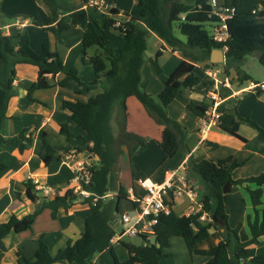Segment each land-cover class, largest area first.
Listing matches in <instances>:
<instances>
[{
    "label": "trees",
    "instance_id": "16d2710c",
    "mask_svg": "<svg viewBox=\"0 0 264 264\" xmlns=\"http://www.w3.org/2000/svg\"><path fill=\"white\" fill-rule=\"evenodd\" d=\"M90 0H82L83 7L69 13H60L51 0H43L49 10V19L55 25L43 29L52 32H62L84 26L82 35V59L91 65L94 77L90 81L81 80L75 67L65 68V65L56 51L50 49L48 37L45 36L39 50L31 47L27 33L7 35L0 25V129L5 118L8 103L16 90L13 80L16 75L17 64H31L37 67L36 80L28 88L27 98L31 97L35 89L47 88L48 77L63 73L64 76L57 83L64 86L66 81L73 80L79 85L77 93L91 91L95 94L87 100L62 99L61 107L66 110L72 121L83 131V134H73L66 123L60 124V133L66 136L67 145H51L46 139V132L39 130L41 140L39 157L45 166L57 162L62 157L59 153L71 150L83 152L89 158L97 156L89 167L91 176L83 188L97 194H105L110 190L116 191L113 198L92 202L91 198L84 199L89 205V213L84 217V231L75 240H68L65 247L59 249L54 256L49 253L48 247L40 236L32 257H26L17 251L18 264H157L167 256L164 250L169 247L171 237L183 238L189 251L196 243L206 239L211 229L218 230L219 241L214 254L202 264H264V253L249 257L251 246L259 243L264 235V207L262 206V188L264 173L246 178L231 179V171L243 164L231 156L216 160L202 158L197 160L190 153L187 144L188 131L180 122L171 117L167 106L178 93L185 90L199 93L200 98H189L186 104L188 111L202 117L210 103L206 98L211 85L202 79L196 71L195 63L203 62L204 68L222 65L225 74L230 76V69L235 75L231 81L237 85L251 80V77L240 70L242 59L248 54H256L259 63L264 69V0H216L218 6L233 9L232 14L224 23L228 37L224 42L213 40L205 23L212 25L218 18L212 15L211 0H137L141 11L130 14L121 11L115 6V0H106L110 7L103 13L101 21L89 19L86 7ZM1 12V10H0ZM128 17L127 20L125 18ZM211 27V26H210ZM177 30L185 39L177 37ZM154 34L172 50L179 51L183 59L176 67L162 79L163 87L154 98L144 89L142 79L143 54L147 48L148 37ZM124 41L118 54L108 46L111 40ZM227 49L224 51L223 63L210 62V53L213 49ZM94 48L93 54L88 49ZM161 51L155 53L151 60L155 72L159 75L162 70L158 64ZM256 92L255 96H258ZM136 98L147 115L162 127L158 146L164 159H171L175 155L184 158L189 154L185 170L189 178L197 180L202 188H197L198 200L201 208L190 214L178 215L172 212L169 215H159L154 225V234L158 246L146 239V244L139 246L131 243H121L127 256L123 259L117 255L115 245L110 238L115 235L114 220L118 212V203L127 199L123 186L116 188L113 181V170L121 154L112 149L114 135L111 130V114L117 107L116 124L119 130L120 144L127 147V156L130 162L131 178L137 181L145 178L146 174L134 163L132 156L143 151L148 140L142 135L126 129V100ZM221 112L218 126L222 131L233 135L242 141L245 139L238 134L240 124L245 123L264 136V129L248 115L241 117L234 109L219 106ZM2 138L0 134V139ZM15 142L22 152L32 140V131L23 128L14 136L8 138ZM201 146L206 150H215L216 142L203 140ZM162 160V161H163ZM7 168V164L0 161V174ZM229 180L233 185L255 183L256 188L246 187L255 217L247 218L250 237L245 241L239 239L238 231L241 223L230 227L227 223V214L224 206L225 193L222 191L224 183ZM156 181V180H155ZM160 181V180H157ZM136 189V186H134ZM37 190L29 180L25 182V195L35 201ZM78 194L72 188L52 198L43 197L40 207L20 217L11 213L0 221V238L9 233H20L31 228L35 217L42 209H49L51 216L56 218L59 210L65 212L70 208ZM260 211V216H259ZM205 214V220L200 216Z\"/></svg>",
    "mask_w": 264,
    "mask_h": 264
},
{
    "label": "crops",
    "instance_id": "0c3cea01",
    "mask_svg": "<svg viewBox=\"0 0 264 264\" xmlns=\"http://www.w3.org/2000/svg\"><path fill=\"white\" fill-rule=\"evenodd\" d=\"M39 1H41L40 3L45 8L44 11L46 16L44 21L38 22L33 20L36 25L32 26V28H29L31 23L29 18L26 16H23L21 20H18V18L14 17V19L9 21H3L0 18V25L3 32L7 35H12L15 33H27L31 46L33 43L31 38H33V36L35 37L36 35L37 38L35 40V47H32L38 50L43 38L47 36L50 49L58 53L66 69L73 66L78 70L81 80H92L94 77L93 68L91 65L85 63L82 59L81 40L84 32V26H77L74 29H69L62 32L45 31L43 29L44 27L55 25V23L49 19V10L43 3V0ZM53 1L58 2L57 4L54 3L58 11L65 14L84 6L82 0ZM127 1H131V7H122L121 4H123V0H115L114 3L115 6H117L121 11H126L133 15H136L141 11V6L137 4V0ZM127 1L124 2V4H126ZM89 7L94 9V12H92L93 15H90L88 12ZM86 10L89 14V19H95L99 22L101 21L103 13L100 9L89 5L86 7ZM153 36L155 39H157L158 43H160L161 48L158 49V51H161L160 56H162V52L164 53L167 51V47L171 51L172 55L168 57L164 63V65L166 64L167 67L171 66L167 72V74H169L183 59V57L179 51L172 50L171 47L166 45L156 35L153 34ZM123 44L124 41L117 39L114 41H109L107 45L110 46L116 54H118V51L123 46ZM87 52L88 54L90 53L89 51ZM195 66L196 71H198L202 79L208 84L212 85L213 79L203 71L204 63L198 62L195 63ZM215 67L222 68V65H217ZM15 69L16 75L13 80V85L15 87L16 93L11 97L8 103L5 118L2 121L0 129V134L2 136L0 139V161L7 164V168L0 174V221L6 219L11 213H14L16 216L20 217L26 213H30L38 209L43 197L52 198L56 194L63 193L67 188L73 187L74 189L76 182L74 180L75 174L73 163L76 161H92L98 159L97 156L89 158V156L83 152L74 153L72 160L66 159L65 155L68 152L63 153L62 148L63 146L67 145L66 136L60 133V124L66 123L69 130L72 131L73 134H83V131L72 121L70 114L66 110L62 109L61 100L64 98L87 100L95 93L91 91L77 93V90H79V85L73 80H68L64 86H59L57 82L62 79L64 74L58 73L55 76L48 77L49 86L47 88L35 89L32 91L31 97L36 99V101H32L26 96L28 93V88L37 78V67L31 64H17ZM233 72L234 70L230 69V77L232 78ZM235 86H237V84L234 82L232 87L234 88ZM162 87L163 82L159 85L160 91ZM147 88L148 87L146 86V89ZM1 89L2 86L0 83V96ZM218 93L222 97L221 105L228 109L235 108L236 112L241 117L248 115L264 129V90L259 91L258 96H255L256 93H247L242 97H234L231 96L230 88L220 86ZM179 94L183 95L179 100V122L186 128L188 132L190 130L191 132H195L192 133V135H188L187 144L190 147V153L193 154V157L197 160H200L205 157V153L209 150H206L201 146L200 143H198L199 139L201 138L198 132L199 117L188 111L186 104L189 98H200L202 95L185 90L181 93H178L173 101L168 104V106L178 99L177 97ZM126 112V129L128 131L135 132L147 139H151L154 136L156 137V134L158 133L161 136L162 127L155 123V121L147 115L145 109L136 98H127ZM116 116L117 110H113L111 119L113 118L114 123H116L117 120ZM243 124L245 123H242V125L240 124L238 134L245 139L244 141L228 134L225 131H222L218 125L213 126L207 133L204 134V136H202L204 140L216 142L218 144V147L212 151H216L220 148V142H222V146L226 148V151L221 153L217 159L231 156L233 159H236L239 162L244 161L241 166L236 167L231 171L232 180L256 176L258 174L264 173V136L259 134L253 128V130H247L248 128L244 127ZM23 128H29L32 131V140L30 144L27 145L22 152H20L15 142L9 140L8 138L18 134ZM39 130H44L46 132V139L51 145L62 146L59 150V153H62L60 160L48 166H45L39 157V151L41 147V140L37 136ZM223 134L230 135L234 140H232L231 143L222 141L224 139V136L222 137ZM156 141L158 143V140ZM126 148L127 147L125 145H123V147L121 146L123 153H121L122 155L120 154L121 156L119 155V159H122L123 154L126 155L125 158L128 159ZM141 153L142 151L140 154ZM188 156L189 154H187L184 158H181V156L175 155L171 159H164L162 161V167H165L157 175V179H153L155 178L154 173H151L150 175H147L145 172L144 173L146 174V177H149L153 180H161L167 170L176 168L180 164L186 167L185 162ZM120 162L121 160L118 161L117 165L115 166V169L118 170L116 171V177L113 179L116 188L121 185L124 187L125 191H127L131 187L138 186L136 181L132 180L131 173L130 183L128 185L122 183ZM27 180L33 183L35 190L38 191L35 201L29 200L25 195V182ZM192 181L194 182L196 188H202L197 180L192 178ZM244 185L245 188H256L255 183H243L241 185H233L230 183V189L225 193L224 198V206L227 214L228 225L230 227H235L238 223H241L238 231L239 239L241 241H245L250 237L247 226V218L249 216L250 219L255 217L251 199L249 200V204L246 202V199L243 196L241 199L242 202L240 203L242 205L241 209L244 208V210H239V212L234 215L231 214V210H227L225 200L228 194L237 193L240 195V186L244 187ZM43 187H48L52 189V191L46 195L42 191ZM261 188L262 195L264 196V184L261 185ZM108 193H111L114 196L116 191ZM126 198L127 199L122 200L131 204L132 210L119 211L118 209L113 224V228L116 230V233L120 232L122 229V225L119 222L120 214L125 211H133V205L131 201L128 199V197ZM262 202L263 203L261 207H264V197ZM176 209L177 206L175 202L173 212L178 215L186 214L188 212V210L184 213V210L178 211ZM89 211L90 209L88 203L79 197L66 212L64 210H59L56 218L51 216L49 209H42L35 217L30 229L20 233L11 232L6 237L0 238V264H18L17 251L21 252L26 257H32L37 247V240L40 236L47 245L49 253L54 256L59 249L65 247L68 240H75L81 235V233L84 231V217L88 215ZM245 226L247 227L248 232L245 230ZM218 241V230L211 229L209 236L206 239L196 243L192 251H189L183 238L178 236L171 237L169 241V247L164 250V253L168 255L161 258L157 264H202L213 256ZM116 244L122 245L119 243V241H117L114 245L116 246ZM122 247L124 250L121 251V255L118 254V251L116 250L117 255L121 259L127 256V252L123 245ZM262 253H264V235L259 238V243L257 245L250 247L248 256L252 257ZM52 264L61 263L54 262Z\"/></svg>",
    "mask_w": 264,
    "mask_h": 264
},
{
    "label": "built area",
    "instance_id": "2783aa9c",
    "mask_svg": "<svg viewBox=\"0 0 264 264\" xmlns=\"http://www.w3.org/2000/svg\"><path fill=\"white\" fill-rule=\"evenodd\" d=\"M89 3L100 9L102 13L110 7L106 0H90ZM210 3L212 15L218 18L210 25L211 36L217 42H224L228 37L224 21L232 14L233 9L218 6L216 0H211ZM127 19L128 17L125 18V20ZM226 49L227 47L224 45L220 50L224 53ZM203 71L213 79V83L206 96L210 105L204 112V115L198 119V132L201 136L198 143L204 140L202 136L205 133L213 126L218 125L221 115L218 108L222 103V97L218 93L220 86L230 88L231 96L234 97H242L247 93H256L264 90V81L257 82L252 80H248L246 84L243 83L233 88L231 77L224 73L223 68L215 66L206 67ZM74 153L77 152L71 150L65 155V158L72 160ZM90 166L91 161H76L73 163L74 180L76 182L73 191L78 194L79 198H91L92 202H96L99 199L106 200L113 198L111 193L97 194L82 187L83 184L89 182L91 176ZM179 168H182L183 171H179ZM136 183L138 185L136 189L131 187L126 191L127 197L133 205V211H125L120 214L119 222L122 225V229L110 238V242L113 244L119 241L120 236L123 234L129 236L141 235L144 239H148L151 235H154V225L157 223L158 216L161 214L169 215L173 210L175 199L181 196H185L191 202L186 214L196 212L201 208L197 188L192 179L188 177L182 164L176 168L167 170L160 181L145 177L137 180ZM42 191L48 195L52 189L43 187ZM195 198H197L196 204ZM205 218V214L200 216L201 220H205Z\"/></svg>",
    "mask_w": 264,
    "mask_h": 264
},
{
    "label": "rangeland",
    "instance_id": "374dc122",
    "mask_svg": "<svg viewBox=\"0 0 264 264\" xmlns=\"http://www.w3.org/2000/svg\"><path fill=\"white\" fill-rule=\"evenodd\" d=\"M55 1H57V0H55ZM126 1L127 0H125V1L123 0V2H122L123 4H121V6L122 7H131V5H132L131 1H127V3L124 4V2H126ZM40 2L41 1H39V0H0V10H2V12H0V18L3 21H9L11 19H14V17L18 18V20H21L23 18V16H26L29 18L30 23H31L29 28H32V26L36 25L33 22V20L41 22V21H44V18L46 16L45 11H44L45 8L43 7V5ZM52 3L57 4L58 2L53 1ZM88 12L90 13V15H93L92 12H94V9L89 7ZM98 16H99V14H98ZM32 23H34V24H32ZM204 26L207 30H210V24L209 23H205ZM174 34L182 40L185 39L177 30H175ZM36 38H37L36 35H35V37L33 36V38H31L33 40V43H32L33 47H35ZM160 48H161L160 43H158L157 39H155L153 34H151L148 37L147 48L143 54L142 79L145 82L144 89L148 93H150L154 98L160 92L159 85L162 84V79L168 75L167 72L171 68V66L167 67L166 64L164 65L165 60L172 55L171 51L167 47V51H165L164 53L162 52V56L158 57V64L161 67L162 72L159 75L155 72V70L152 66L151 60L154 58L156 51H158V49H160ZM35 50H38V49H35ZM88 51L90 52L89 54H93V48L88 49ZM240 70L246 72L251 77L252 81H258V82L264 81V69H263L262 65L259 63V61L257 59V55L255 53L254 54L253 53L248 54L245 56V58L243 59V62L241 61V63H240ZM197 73H198V71H197ZM233 75H235L234 72H233ZM247 82L248 81H246L244 83L246 84ZM146 86L148 87L147 89H146ZM157 91H159V92H157ZM182 96L183 95L179 94L177 97L178 99H176V101H174L170 106L167 107V112L169 113V115L171 117H173L174 119H177L178 121L180 119V112H179L180 102H179V100H180V98H182ZM115 110H117V107H115L114 111ZM243 126L248 128L247 130L252 129L251 127L247 126L246 124H243ZM111 130H112V133L114 135V141L112 144V149L118 153H120V152L123 153V150H121V146L123 147V145H121L120 141H119L120 138H119L118 126L116 123H114L113 118L111 119ZM193 130H194V128H193ZM192 133H195V132H191V130H190L188 135H192ZM223 136H224V139L222 138L223 139L222 141H226L228 143H231L232 140H234L228 134H223L222 137ZM155 139L158 141L160 140L159 133L156 134V137L154 136L151 139H147L149 143H148L147 147L142 151L141 154H140V152L137 154L135 153V155H133L134 157H132V160L134 161V163H136L143 172L147 173V175H150L151 173L155 174V176H154L155 178H153V179H157L156 178L157 175L165 167V166L162 167V160L164 158V155H163V153H162V151H161L160 147L158 146V143ZM221 143L222 142H220V148L218 150L212 151V152H209L210 151L209 150L208 152L205 153L204 158L216 160L217 157H219L221 155V153H224L226 151V148L224 146H222ZM126 154H127V151H126ZM125 156L126 155L123 154L122 159H119V157H118L117 160L118 161L121 160V162H120V164H121V171H120L121 181H122V183H125L126 185H128L130 183V166H129L130 162L128 159L125 158ZM118 161H117V163H118ZM117 163H116V165H117ZM116 171H118V170L114 168V170H113L114 177H116ZM179 171L182 172L183 169L179 168ZM239 190H240L239 192H241L242 195L241 194L239 195L237 193H231V194H228V196L225 200L227 210H231L232 215L237 214L239 212V210H244V208L241 209L242 205L240 203V202H242L241 199L243 198V196L245 197L247 203H249V200H250V197L248 195L247 189L245 188V185H244V187L240 186ZM113 191L110 190L109 192H113ZM263 197L264 196L262 195V199H263ZM175 200H176L175 202H176V206H177L176 210H178V211L184 210L183 211L184 213L187 212V208L191 204V202L185 196H181ZM194 201L196 204L197 198H195ZM118 209H119V211H121V210L131 211L132 206H131V204L127 203L126 201L120 200L118 203ZM247 210H250V209H247ZM245 228H246L245 230H247L246 226H245ZM247 232H248V230H247ZM178 237H180V236H178ZM180 238H182V237H180ZM115 248L118 251V254L121 255V251L124 250L122 245L116 244Z\"/></svg>",
    "mask_w": 264,
    "mask_h": 264
},
{
    "label": "water",
    "instance_id": "95a60500",
    "mask_svg": "<svg viewBox=\"0 0 264 264\" xmlns=\"http://www.w3.org/2000/svg\"><path fill=\"white\" fill-rule=\"evenodd\" d=\"M224 60H225L224 53L220 49L216 48V49H213L211 51L210 62H212V63H223ZM229 189H230V181L227 180L222 187V191H223V193H226V192H228ZM209 221L210 220H205L203 222V224L206 225L209 223ZM148 241L155 244L156 246H158V243H156V235L155 234L151 235L148 238ZM119 242L131 243L133 245L139 246L142 244H146V239H144L141 235L129 236V235L123 234L120 236Z\"/></svg>",
    "mask_w": 264,
    "mask_h": 264
}]
</instances>
